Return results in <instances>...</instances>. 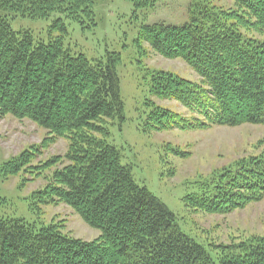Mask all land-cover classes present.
<instances>
[{"label": "trees", "instance_id": "obj_1", "mask_svg": "<svg viewBox=\"0 0 264 264\" xmlns=\"http://www.w3.org/2000/svg\"><path fill=\"white\" fill-rule=\"evenodd\" d=\"M125 1L136 11L159 2ZM232 1L234 11L194 4L191 22L185 25L142 27L141 43L165 58L183 60L200 77V82H191L155 72L151 96L176 101L193 117L153 106L146 115L147 128L163 132L264 125V0ZM94 5V0H0V11L23 18L59 16L51 31L60 36L48 43H36L29 32H15L0 16V119L30 120L53 139L70 144L68 164L34 197L43 204L69 206L102 233L96 241L84 242L63 235L54 225L37 230L24 220L0 218V264H105L108 254V264H264V237L234 246L216 263L181 231L175 214L135 182L131 167L122 164L106 127L111 120L125 121L120 58L108 55L106 62H92L64 44L65 21L92 19ZM237 103L247 104L244 114L237 112ZM36 152H23L0 166V176H17ZM63 160L55 157L43 168ZM199 187L201 192L186 201L208 214H228L262 200L264 148L214 173ZM5 204L0 196V208Z\"/></svg>", "mask_w": 264, "mask_h": 264}, {"label": "rangeland", "instance_id": "obj_2", "mask_svg": "<svg viewBox=\"0 0 264 264\" xmlns=\"http://www.w3.org/2000/svg\"><path fill=\"white\" fill-rule=\"evenodd\" d=\"M200 3H210L224 11L236 9L232 0H159L155 7L139 11L125 0H94L92 19H82L80 23L65 21L64 44L72 54H82L92 62H106L108 55L120 58L117 73L125 121L108 122V142L120 152L122 164L131 167L135 182L164 203L175 214L181 231L219 263L234 246L264 237V198L228 214L195 210L186 199L201 192L199 182L212 179L214 173L243 158L258 155L264 148V125L163 132L145 126L146 115L153 106L189 120L193 117L178 102L151 96V77L155 72L191 82H200V77L183 60L165 58L149 44L141 43V29L153 24L185 25L191 22L192 8ZM0 16L9 21L15 32L31 33L36 43H48L51 37L60 36L59 32L51 31L58 15L32 20L0 11ZM238 103L237 112L247 106ZM69 146L68 140L53 139L49 132L30 120L12 116L0 119V166L23 152L34 154L38 150L29 167L17 176H0V196L6 200L0 208V218L24 220L37 230L54 225L63 235L84 242L101 237V231L86 224L69 206L43 204L34 197L52 183L58 169L68 164L65 157ZM55 157L64 160L52 168H43ZM110 260L112 255H105V264Z\"/></svg>", "mask_w": 264, "mask_h": 264}]
</instances>
